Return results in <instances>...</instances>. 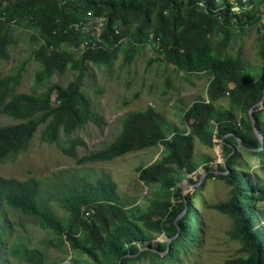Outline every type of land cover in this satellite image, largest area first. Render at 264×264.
<instances>
[{
	"label": "trees",
	"instance_id": "obj_1",
	"mask_svg": "<svg viewBox=\"0 0 264 264\" xmlns=\"http://www.w3.org/2000/svg\"><path fill=\"white\" fill-rule=\"evenodd\" d=\"M251 3V10L237 15L228 3L216 0H0V62L9 60L8 51L17 43L12 25L26 19L27 28L33 30L32 41L40 43L32 60L38 65L34 83L42 87L41 92L20 94L16 99L24 67L0 75V118L14 121L0 127V161L25 153L39 127L41 143L57 144L79 165L111 162L159 145L163 148L158 159L137 169L139 181L160 189V197L149 199L146 205L123 198L110 177L103 175L92 178L60 171L51 174L55 178L51 188L45 178L21 181L0 176V264H8L7 258L20 264H48L42 250L14 238L12 223L6 218L9 212L33 220L49 235L46 242L51 247L67 245L70 259L66 264H126L119 260H133L137 255L161 259L165 254L169 259L180 243L194 239L190 209L177 225L182 204L174 210L170 200L179 197L178 185L187 175L199 167L208 170L207 157L200 158L194 151L195 140L211 147L214 136L221 139L231 132L223 142L238 139L246 149L264 147L260 114L255 111L252 116L262 145L248 114L262 99L264 66L228 55L233 32L242 33L258 21L264 0ZM45 4H50L48 10L40 8ZM67 4L72 8L67 9ZM86 14L102 20L97 37L79 27ZM123 40L132 50L152 40L159 44L162 63L176 73L207 74L208 102L200 99L182 107V129L152 107L128 112L118 119L119 132L111 142L77 158L83 141L75 137L62 142L61 134L70 137L88 124L104 125L83 92L87 65H109ZM131 62L128 56L126 63ZM65 72L70 73L65 86L51 82L55 74ZM52 93L55 105L51 104ZM225 97L228 107L214 103ZM236 113L241 115L240 128L233 124ZM224 149L228 157L221 170L229 174L222 178L232 188L229 201L213 208L232 219L230 237L238 241L241 256L223 264H264V232L254 228L257 213L246 212L251 200H264V187L235 169L234 157H229L231 148ZM175 235L170 243L155 241L159 236L170 239Z\"/></svg>",
	"mask_w": 264,
	"mask_h": 264
},
{
	"label": "rangeland",
	"instance_id": "obj_2",
	"mask_svg": "<svg viewBox=\"0 0 264 264\" xmlns=\"http://www.w3.org/2000/svg\"><path fill=\"white\" fill-rule=\"evenodd\" d=\"M256 3V0H254ZM42 10H48L50 4L41 5ZM67 9L72 4L66 5ZM261 9V7H260ZM79 27L90 37L100 34L102 20L95 19L92 15H82ZM26 19L11 27V32L16 36L17 43L9 49V60L0 62V75L10 74L14 67H24L22 78L15 91L16 99L20 94L38 93L42 87L34 83V74L38 65L32 60V52L40 45L32 41L33 30L27 28ZM84 34V35H86ZM264 10L256 24L246 27L244 32H233L228 55L244 60L254 66H264ZM158 45L150 40L144 46H133L120 43L115 57L109 65L88 64L84 79L83 92L92 100L96 113L102 118L104 125L98 128L88 124L72 133L70 137L61 134L60 141L68 138L80 137L83 147L77 148V158L89 152L101 149L111 142L119 132L118 119L132 111H142L152 107L156 111L163 112L165 116L179 128H185L181 121L182 107L185 104L200 99L207 101L206 87L209 76L207 74H193L185 76L176 73L172 66L162 63V57L158 53ZM132 62L127 64V57ZM70 81V73L55 74L51 78L53 84L65 86ZM208 102V101H207ZM216 105L228 107V99L218 98ZM51 104L55 105V93H52ZM260 119L264 123V102L257 110ZM240 113H236L235 122L237 128ZM14 124L9 118H0V127ZM37 129L30 141L28 150L17 158L0 161V176L27 180L29 178L44 179L49 183L55 181L54 176L60 171H67L64 175L77 172L90 176H108L115 183L119 194L126 200H135L137 204L146 205L149 199L160 197L159 187H147L138 179L137 169L148 165L158 159L163 150L162 146L148 148L137 153L125 154L115 158L111 162L77 164L75 160L65 156L57 144L41 143L38 139ZM214 136L211 147L204 146L198 140L194 142V151L200 158L207 157L208 170L199 167L196 172L187 175L178 185L181 189L178 198H172V209L177 210L182 204L181 212L176 217L175 223L183 217L187 209H190L194 225V239L180 243L172 257L155 259L150 255H137L133 260L123 257L119 261L126 264H223L224 262L241 256L239 243L230 237L233 227L232 219L214 209V205L226 203L230 198L232 185L222 176L229 172L222 171L226 167L225 147L231 148L229 157L233 156L234 168L248 174L252 181L264 187V147L255 150L246 149L239 144L238 139H231L229 143L223 142ZM60 142L59 144H62ZM92 176V178H94ZM52 190V189H51ZM245 194V193H244ZM246 194L244 196H248ZM241 201L245 203V197ZM251 206L246 212H255L258 215L254 219V228H260L264 232V200L255 202L251 200ZM186 206V210L183 207ZM84 217V216H83ZM9 223H12L14 238L30 247L42 250L48 264L68 263L70 253L68 246L51 247L46 239L49 237L36 223L18 214L7 213ZM84 239V236H82ZM13 236L10 237V240ZM174 239H166L159 236L156 242H169ZM9 259L8 264H20V261Z\"/></svg>",
	"mask_w": 264,
	"mask_h": 264
},
{
	"label": "built area",
	"instance_id": "obj_3",
	"mask_svg": "<svg viewBox=\"0 0 264 264\" xmlns=\"http://www.w3.org/2000/svg\"><path fill=\"white\" fill-rule=\"evenodd\" d=\"M219 2H226L231 7V11L237 15L243 11H249L252 8V0H216Z\"/></svg>",
	"mask_w": 264,
	"mask_h": 264
},
{
	"label": "water",
	"instance_id": "obj_4",
	"mask_svg": "<svg viewBox=\"0 0 264 264\" xmlns=\"http://www.w3.org/2000/svg\"><path fill=\"white\" fill-rule=\"evenodd\" d=\"M261 10H264V3H263V5H262V7H261ZM263 102H264V83H263V96H262V99H261L260 101H258L253 107H251V108L249 109V111H248L249 118H250V121H251V125H252V127H253L254 135H255L256 138L259 140V142H260L261 145L263 144V138H262V136L260 135V133H259L258 129L256 128V126H255V120H254V118H253V116H252V113L255 112V111H257L258 108H259V106H260L261 104H263ZM257 150H258V149H257ZM183 209L186 210V206L183 207ZM183 213H184V212H181V213H180V216H181ZM175 237H176V235H175L173 238H175Z\"/></svg>",
	"mask_w": 264,
	"mask_h": 264
}]
</instances>
